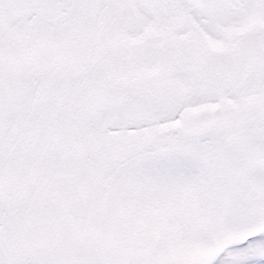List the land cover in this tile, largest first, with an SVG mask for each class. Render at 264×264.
<instances>
[{
	"label": "snow or ice",
	"instance_id": "snow-or-ice-1",
	"mask_svg": "<svg viewBox=\"0 0 264 264\" xmlns=\"http://www.w3.org/2000/svg\"><path fill=\"white\" fill-rule=\"evenodd\" d=\"M0 264H264V0H0Z\"/></svg>",
	"mask_w": 264,
	"mask_h": 264
}]
</instances>
